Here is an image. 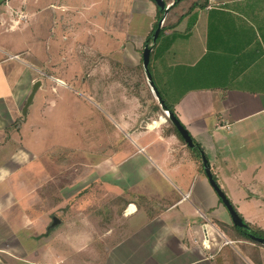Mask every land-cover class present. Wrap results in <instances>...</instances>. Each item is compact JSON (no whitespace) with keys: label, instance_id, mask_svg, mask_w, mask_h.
<instances>
[{"label":"crops","instance_id":"obj_1","mask_svg":"<svg viewBox=\"0 0 264 264\" xmlns=\"http://www.w3.org/2000/svg\"><path fill=\"white\" fill-rule=\"evenodd\" d=\"M72 1L0 0V264H48L47 259L33 256L47 251L33 245L34 235H48V219L34 207L31 194L35 187L27 171L31 172L35 158L27 146V135L15 126L33 84L41 80V87L53 76L54 91L56 85L70 89L60 76L50 75V64L71 62L77 51L95 55L97 40L103 42L100 48L105 47L110 64L112 14L124 18L118 21L120 27L125 24L124 29L112 26V31L127 34L137 47L146 43L157 21L153 0H121L116 5L108 0L105 11L95 12H90L94 3L75 5ZM131 1L133 6L128 4ZM196 2L203 7L190 9ZM59 16L63 17L59 29L63 58L56 61L49 45L57 41L53 36ZM166 19L179 22L159 42L154 60L159 88L201 144L226 194L231 176L239 180L240 189H247L241 178L252 175L257 189L264 171V0H183L169 10ZM113 112L119 116L114 120L118 127L110 126L114 139H110L105 161L110 160L111 167L104 172L110 173L107 187L113 198L108 204L113 211L121 208V230L113 222L116 213L109 221V210L97 222L105 224L100 237L114 242L120 232L126 240L113 244L112 249L111 242L107 244L104 264H210L207 256L219 244L218 237L228 239L214 219L231 223V218L201 167V155L198 159L170 133L163 116L150 123L141 114L128 118ZM156 112L161 116L162 109ZM211 112L214 115L209 118ZM206 120L211 127L207 139ZM209 142L221 149L213 156L204 147ZM243 151H250L249 163ZM232 153L236 155L233 160ZM257 192L244 190L227 196L244 219L264 229V218L254 217L247 209L248 204L264 206V191Z\"/></svg>","mask_w":264,"mask_h":264},{"label":"rangeland","instance_id":"obj_2","mask_svg":"<svg viewBox=\"0 0 264 264\" xmlns=\"http://www.w3.org/2000/svg\"><path fill=\"white\" fill-rule=\"evenodd\" d=\"M53 1L59 3L61 0ZM66 1L73 2L72 0ZM107 1L75 0V5L77 3L87 5L94 3L96 7L90 12H95L94 10L98 9L105 11L104 4ZM120 2L121 0H110V5ZM128 4L133 6L132 1ZM60 12L59 9H56V13L60 14ZM66 16L63 15L64 19ZM61 17L59 16L60 19L56 23L55 36H53L57 41L54 43L50 41L49 45L50 53L56 61H61L63 58L59 48L62 40L61 30H59L62 24ZM111 17L114 20H110V64L106 56L108 52L106 54L104 52L106 51L105 47L102 50L100 48L104 45L101 40L96 41L95 55L92 51L89 54L81 51L79 55L77 51V56L71 62L58 65L51 63L52 68L48 70L50 75L60 76L70 86V89L66 90L65 87L56 85L57 90L54 91L53 76L50 78L43 76L48 79L44 81L28 108V120L27 118L23 120L22 115L27 96L24 103L21 104L22 110L15 124L18 131L20 130L19 133L27 135V146L33 153L32 158H35L32 170L29 169V165L26 166L31 170V172L27 171V176L35 187L31 194L35 200L33 201L34 207L45 213L48 227L53 222L54 216L62 220L61 224L49 230L48 235L45 233L41 236L34 235L36 241L33 248L46 247L47 251L43 256H33L39 260L42 258L43 261L47 259L48 264H104L105 258L108 256V254L106 255L107 244L111 242L108 246L110 245L112 249L113 244L115 247L126 240L124 235H120V232L114 242L111 238L109 242L104 237H100L105 224L97 222L102 216L108 215L109 210L111 213L108 215L109 221L110 215L116 213V216H113V222L115 221V225L121 230V217H119L121 208L117 206L113 211L108 204L113 197L110 199L111 191L107 187V184L110 185V173H107V176L104 172L106 168L110 170L111 167L110 160L105 161V158L110 155L112 146L110 139H114L110 126L118 127L114 120L119 119V116L113 111L120 114L125 113L128 118L141 114L144 121L150 123L159 121L162 116L166 117L161 106V116H158V112H156L158 111L156 105L159 102L147 81L143 68L142 52L146 43L137 47L127 34H122L120 31L118 34L112 31V26L124 29L125 24L123 23L120 27L121 24L118 21L123 18L120 15L118 19V15L112 14ZM47 20L49 24L52 23V16H48ZM123 20L122 22H124ZM37 24L40 26V21ZM131 28H133V23L129 24L127 31L131 32ZM151 69L158 84L153 59ZM212 115L214 112L209 113V118ZM206 123L207 139L208 132L211 131L210 120H206ZM22 124L23 127L20 128ZM168 124L170 125V122ZM106 129L109 131V136L105 135ZM204 145L210 156L214 155V151L221 150L214 146V142L204 143ZM189 150L200 154L198 149L192 150L191 148ZM249 152L243 151V156L248 158L247 163L251 160ZM233 153L230 155L232 160L236 156ZM112 163L114 164V162ZM259 175L262 179L258 180L255 190V184L252 182L254 176L252 175H244L241 178L246 183L247 189H240L239 180H236L234 176L228 177V180L231 178L229 184L232 187L227 186V195L235 197L243 193L244 190L261 193L264 191V171ZM118 199L120 200L119 197ZM106 201H108L107 204ZM221 204L224 206L222 202ZM247 209L254 217L262 216L264 218V206L257 207L248 204ZM240 214L245 218L242 212ZM35 230L37 229L35 228ZM88 232L92 236L89 237ZM79 233L81 236L78 237ZM42 237L41 245L39 241ZM218 239L219 244L210 249L207 256L210 259V264H264V245L260 243L258 245L249 240H230L229 238L225 240L222 236H219ZM245 252L253 254L254 260H258V262H254ZM30 258L32 257L30 256Z\"/></svg>","mask_w":264,"mask_h":264},{"label":"water","instance_id":"obj_3","mask_svg":"<svg viewBox=\"0 0 264 264\" xmlns=\"http://www.w3.org/2000/svg\"><path fill=\"white\" fill-rule=\"evenodd\" d=\"M157 7L159 8L160 11L163 12V16L162 18L159 20L158 22V26L155 29V31L153 32V42L152 44H148L146 43L144 46V50H143V55H142V60H143V68L146 74V78L147 81L152 89V91L155 94V97L157 98L160 106L162 107L166 117L165 120H170L173 125L177 128V130L179 131V133L181 134V136L183 137V139L185 140L186 144L192 148V149H196L197 148V144L193 138V136L190 134L189 130L182 124V122L180 121V119L178 118V116L176 114H174L166 105L165 101L163 100L160 91L153 79V74L150 70V60H151V53L153 51V45L156 43L159 34L161 32V29L163 27V24L166 20V17L168 15V12L170 10V8L172 7V5H174V3L176 1L179 0H175L174 2L167 4L165 0H153ZM42 84L41 80H38L37 82H35V84L33 85V88L31 90V93L29 94L26 103L23 107L22 110V115H23V120H26L27 118V112H28V108L30 106V104L32 103L34 96L37 92V90L39 89L40 85ZM201 155V159H202V163H203V168L205 171V174L212 186V188L214 189V191L216 192V194L218 195V197L220 198V200L222 201V203L224 204V206L226 207L231 221L234 225L243 228L246 230V232L248 233L249 237L257 242L260 243L262 245H264V237L261 236H257L256 234L252 233L250 231V227L249 225L244 221V218L240 215V213L238 212V210L235 208V206L233 205V203L231 202V200L229 199V197L227 196L226 192L223 190V188L218 184L217 180L214 177V174L212 172L211 169V165L209 162L208 157L206 156L205 152L201 149H198ZM61 223V219H59L58 217L54 216L53 217V222L51 223V225L48 227V231L57 226L58 224Z\"/></svg>","mask_w":264,"mask_h":264},{"label":"trees","instance_id":"obj_4","mask_svg":"<svg viewBox=\"0 0 264 264\" xmlns=\"http://www.w3.org/2000/svg\"><path fill=\"white\" fill-rule=\"evenodd\" d=\"M167 4H170L171 2H173L174 0H165ZM183 0H180V1H176L174 3V5H172V7L170 8V11H172L175 7H177ZM197 7H203V4L201 2H196L194 4V6H192L190 9H194V8H197ZM163 16V12L159 10L158 8V11H157V21L155 22V25H154V28L152 30V32L147 36L146 38V43L148 44H151L153 42V32L155 31V29L157 28L158 26V22L159 20L162 18ZM183 17H180L179 18V21L182 19ZM177 21V22H179ZM176 22V23H177ZM176 23H170V21H168V19L165 20L164 22V25L161 29V32L159 34V37L156 41V43L153 45V51L151 53V60H150V70L153 74V79L155 81V77H154V73H153V70L151 69V62H152V59L153 61L156 59V56H157V53L159 51V49L161 48L159 42L161 41L163 35L169 30V29H172L173 27H175ZM154 54V57H152ZM156 83V81H155ZM159 91H160V94L163 98V100L165 101L166 105L168 106V108L174 113L176 114V111H175V108L173 107V105H171L170 103H168V101L166 100V97H165V94L164 92L159 88L158 84L156 83ZM157 107V110H161V107L159 104L156 105ZM177 115V114H176ZM168 122H170V127H171V131L170 133H175L184 143L185 140L183 139V137L181 136V134L179 133V131L177 130V128L173 125V123L168 120ZM195 140V139H194ZM196 144H197V148L196 149H201L203 150L202 146L200 143H198L196 140H195ZM190 148V147H189ZM191 149V148H190ZM193 150V149H192ZM195 156L199 159L200 158V154H198L197 152H194ZM201 164V167L203 169V165L202 163ZM215 179L217 180L216 176H214ZM221 201V200H220ZM222 202V201H221ZM235 206V205H234ZM236 208V206H235ZM237 209V208H236ZM241 215V214H240ZM242 216V215H241ZM243 217V216H242ZM244 221L249 225L250 227V231L254 234H256L257 236H261V237H264V229L260 228V227H257L255 225H252L250 224L249 222H247L245 219ZM214 222L219 226V228L224 232V234L230 239V240H249V241H253L248 233L246 232L245 229L243 228H240L236 225H234L232 222L231 223H228V222H225V221H221V220H218V219H214ZM254 243H257L255 241H253ZM259 245V243H257ZM226 249V248H225ZM246 255H248L252 260H254V256L253 254H250V253H247L245 252ZM254 262H258V260H254Z\"/></svg>","mask_w":264,"mask_h":264},{"label":"built area","instance_id":"obj_5","mask_svg":"<svg viewBox=\"0 0 264 264\" xmlns=\"http://www.w3.org/2000/svg\"><path fill=\"white\" fill-rule=\"evenodd\" d=\"M23 18H25V16H23Z\"/></svg>","mask_w":264,"mask_h":264},{"label":"bare ground","instance_id":"obj_6","mask_svg":"<svg viewBox=\"0 0 264 264\" xmlns=\"http://www.w3.org/2000/svg\"><path fill=\"white\" fill-rule=\"evenodd\" d=\"M166 121V120H165Z\"/></svg>","mask_w":264,"mask_h":264}]
</instances>
